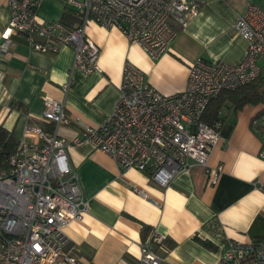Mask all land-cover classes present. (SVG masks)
<instances>
[{
  "label": "crops",
  "instance_id": "crops-1",
  "mask_svg": "<svg viewBox=\"0 0 264 264\" xmlns=\"http://www.w3.org/2000/svg\"><path fill=\"white\" fill-rule=\"evenodd\" d=\"M248 4L264 10V0H204L185 26L172 21L176 36L157 59L129 43L119 30L88 22L85 32L100 47L101 68L88 75L72 67L71 47L39 52L22 35L11 34L10 51H0V124L17 141L26 123L52 130L42 117L43 97L50 96L64 102L70 119L58 126L59 135L80 136V123L100 124L111 112L125 60L159 92H179L198 56L226 62L244 57L246 44L233 24ZM67 12L64 0H42L36 10L37 17L47 21L61 20ZM8 18L5 0H0V43ZM263 104L220 108L219 138L207 159L209 168L221 165L215 184L205 168L196 166L161 187L150 181L147 171L120 168L88 141L70 146L68 161L78 172L88 210L65 226L64 254L74 257L73 264H137L141 229L148 226L166 236L157 251L173 264H215L225 241L264 238V160L258 156L260 137L251 126Z\"/></svg>",
  "mask_w": 264,
  "mask_h": 264
},
{
  "label": "built area",
  "instance_id": "built-area-1",
  "mask_svg": "<svg viewBox=\"0 0 264 264\" xmlns=\"http://www.w3.org/2000/svg\"><path fill=\"white\" fill-rule=\"evenodd\" d=\"M42 0H5L8 25L0 51L13 46L11 34H20L36 51L73 50L72 67L84 75L101 71L100 47L85 32L88 22L119 30L151 59L167 51L176 36L172 21L185 26L204 0H64L73 17L41 20L36 10ZM233 29L245 41V55L237 62L206 60L198 56L190 65L185 87L163 94L142 72L125 60L118 98L97 125L80 123V136L70 139L57 128L70 122L64 102L43 97L42 117L52 130L26 123L16 148L0 162V264H68L65 226L88 210L77 170L69 163L67 149L83 141L112 158L120 168L147 171L150 181L167 186L181 171L205 168L215 184L221 165L207 166L219 138L222 120L208 124L202 114L221 90L235 89L264 71V10L248 4ZM260 111V112H259ZM251 119L260 137L258 156L264 160V104ZM135 191L139 192L137 188ZM221 239V235H219ZM166 236L150 228L140 242L137 264H173L157 251ZM215 264H264V238L248 242L225 241Z\"/></svg>",
  "mask_w": 264,
  "mask_h": 264
},
{
  "label": "trees",
  "instance_id": "trees-1",
  "mask_svg": "<svg viewBox=\"0 0 264 264\" xmlns=\"http://www.w3.org/2000/svg\"><path fill=\"white\" fill-rule=\"evenodd\" d=\"M71 14V13H70ZM68 12L64 14L61 21L67 25H71L73 17ZM69 16V19H66ZM264 102V71L260 73L251 82L239 86L235 89L221 90L214 98H211L208 102L206 109L202 114V119L211 124L217 117L220 108L224 104L232 105L235 109L243 107L245 104H258ZM260 112V111H259ZM17 139L0 124V162L16 148ZM149 230L148 226H142L141 235L144 239ZM203 245L208 248H216L208 240H202L197 238ZM260 240V239H259ZM257 241V240H255Z\"/></svg>",
  "mask_w": 264,
  "mask_h": 264
}]
</instances>
